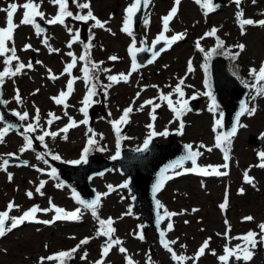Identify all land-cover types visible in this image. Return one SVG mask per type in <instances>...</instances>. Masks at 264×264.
<instances>
[{"label":"rangeland","instance_id":"374dc122","mask_svg":"<svg viewBox=\"0 0 264 264\" xmlns=\"http://www.w3.org/2000/svg\"><path fill=\"white\" fill-rule=\"evenodd\" d=\"M212 1L148 0L143 26L125 35L134 0H0V85L24 130L42 146L33 151L30 140L0 123V221L6 222L0 264H225L226 256L229 264H264V147L249 142L264 133V0H223L211 12ZM80 15L89 21L86 41L78 40L79 25L70 22ZM39 19L50 29H40ZM213 29L221 52L242 54V81L255 93L230 145L207 69L218 42ZM168 34L178 36L169 41L183 40L128 77L127 70L134 72L132 62L126 65L128 42L151 47ZM81 47L88 49L96 90L88 89L81 68L77 72L79 58L78 79L66 74ZM187 64L192 83L186 80L181 88L187 92L173 96ZM169 67L176 70L173 78L164 75ZM146 95L150 100L142 102ZM191 96L200 98L193 111L183 102ZM177 133L206 172L178 171L159 196L169 250L155 230L142 236L144 220L131 211L127 177L117 168L92 181L101 203L91 211L49 165L50 158L82 162L88 151L112 159L121 145L139 149L154 134L168 144ZM13 156L30 162L9 166L5 160Z\"/></svg>","mask_w":264,"mask_h":264},{"label":"water","instance_id":"95a60500","mask_svg":"<svg viewBox=\"0 0 264 264\" xmlns=\"http://www.w3.org/2000/svg\"><path fill=\"white\" fill-rule=\"evenodd\" d=\"M158 54L150 61H153ZM215 62L219 66L213 69V87L218 104L225 110L226 132L229 138H231L235 135L240 118L245 112L248 90L243 89L242 91L238 80L229 75L224 60L217 59ZM0 112L2 120L8 126L19 129L17 119L5 107L1 90ZM251 142L264 145V142L253 138ZM168 147L171 148V151L165 153V149ZM168 147L160 146L156 143V140H152L149 147L140 152L123 151L122 157L117 161H107L99 155H92L82 166H69L60 163L56 165L59 175L79 192L85 203L92 207L97 205L99 197L90 186L91 180L97 175L105 174L111 169L113 164L119 165L121 171L129 176L128 186L135 195L133 210H136L137 206L141 205L142 216L147 219L143 227L144 234H146L149 226L153 224L161 235L163 234V231H161L162 218L159 214L160 204L156 196L171 178L168 174L169 171L174 170L176 165H182L189 159L195 161L192 156L180 161L173 159L179 153L181 147H183L179 143V138L172 141V144ZM2 231L3 229L0 230V236L2 235Z\"/></svg>","mask_w":264,"mask_h":264},{"label":"trees","instance_id":"16d2710c","mask_svg":"<svg viewBox=\"0 0 264 264\" xmlns=\"http://www.w3.org/2000/svg\"><path fill=\"white\" fill-rule=\"evenodd\" d=\"M229 64H230V68L234 71V69H235V65L231 62V61H229Z\"/></svg>","mask_w":264,"mask_h":264},{"label":"bare ground","instance_id":"6f19581e","mask_svg":"<svg viewBox=\"0 0 264 264\" xmlns=\"http://www.w3.org/2000/svg\"><path fill=\"white\" fill-rule=\"evenodd\" d=\"M256 2H253V4H255ZM259 37V36H258ZM135 85V84H134ZM149 88H151V87H149V86H147V89H149ZM146 93H148V92H146Z\"/></svg>","mask_w":264,"mask_h":264}]
</instances>
